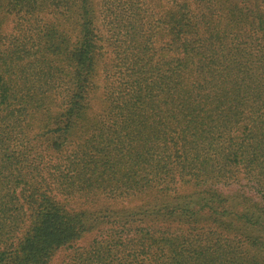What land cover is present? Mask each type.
<instances>
[{
  "label": "trees",
  "instance_id": "1",
  "mask_svg": "<svg viewBox=\"0 0 264 264\" xmlns=\"http://www.w3.org/2000/svg\"><path fill=\"white\" fill-rule=\"evenodd\" d=\"M0 264H264V0H0Z\"/></svg>",
  "mask_w": 264,
  "mask_h": 264
}]
</instances>
